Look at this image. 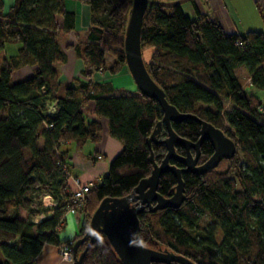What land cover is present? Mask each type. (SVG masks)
Wrapping results in <instances>:
<instances>
[{
    "label": "trees",
    "instance_id": "16d2710c",
    "mask_svg": "<svg viewBox=\"0 0 264 264\" xmlns=\"http://www.w3.org/2000/svg\"><path fill=\"white\" fill-rule=\"evenodd\" d=\"M158 1L147 7L141 30L150 76L180 112L222 129L241 150L205 173L183 172L184 201L178 208L154 212L145 207L138 214V238L148 247L167 248L195 264H264V32H226L208 0H202V9L190 1L193 16L180 6L167 8ZM82 2L89 8V20L74 50L83 69L80 76L61 82L59 68L67 54L58 38L76 30L77 14L67 9L65 0H13L6 11L5 0H0V52L6 43L18 44L0 66V264H35L44 244H67L57 235L73 205L68 167L64 171L59 166V162L67 166L61 145L73 142L81 147L96 141L101 119H106L109 135L123 144L107 173L87 193L73 242L84 234L103 198L130 193L151 173L150 148L157 163L166 152L164 144L149 146L147 141L162 117L156 100L135 85L133 95L113 94L111 81L91 78L99 70L110 76L124 71L123 39L132 0ZM106 54L114 60L109 66ZM25 66L33 67V74L14 82L13 72ZM240 67L262 97L245 91L237 73ZM90 102L94 107L88 110ZM171 124L189 140L200 135L196 120ZM165 135L163 128L158 138ZM176 151L182 154L184 148L176 145ZM212 152L210 142L203 141L198 164ZM175 185V176L166 172L160 175L157 191L170 196ZM45 190L56 202L51 209L40 200ZM41 214L45 216L35 221ZM206 215L210 219L200 227ZM83 264L123 263L99 233Z\"/></svg>",
    "mask_w": 264,
    "mask_h": 264
},
{
    "label": "water",
    "instance_id": "95a60500",
    "mask_svg": "<svg viewBox=\"0 0 264 264\" xmlns=\"http://www.w3.org/2000/svg\"><path fill=\"white\" fill-rule=\"evenodd\" d=\"M190 1L159 0L158 3L160 6L173 8ZM152 3L154 0H132L125 24L124 60L125 69L135 87L147 97L156 100L161 108L162 117L156 122L147 141L149 146L152 142L164 144L166 152L161 162L157 163L150 148L151 173L142 178L130 193L120 197H105L99 202L89 217L84 234L73 243L71 259L74 264H83L85 253L99 233L105 235L123 264H195L189 258L167 248L155 249L142 244L138 238V214L145 207L150 212L167 207L178 208L185 199L183 172L205 173L215 168L221 159L232 158L237 151L235 141L222 129L195 114L180 112L169 103L164 90L150 76L142 55L141 30L146 9ZM186 119L196 120L200 124V135L196 141L178 135L172 128V122ZM163 128L166 135L158 138ZM205 140L210 142L213 152L203 163L198 164L200 146ZM176 145L182 146L185 154L177 153ZM191 150H194V154ZM170 159L183 166L170 164ZM166 172H171L176 178V185L170 196H164L157 191L160 175ZM86 241L84 249L78 252L79 247Z\"/></svg>",
    "mask_w": 264,
    "mask_h": 264
},
{
    "label": "crops",
    "instance_id": "0c3cea01",
    "mask_svg": "<svg viewBox=\"0 0 264 264\" xmlns=\"http://www.w3.org/2000/svg\"><path fill=\"white\" fill-rule=\"evenodd\" d=\"M198 0H194L197 4ZM210 7L213 9L218 7L221 10L224 7L223 0H208ZM70 2L66 0V7L70 9ZM191 8V2H189ZM88 8V6L86 5ZM89 11V10H88ZM194 15V13H193ZM192 15V16H193ZM79 28H77V31ZM69 53L67 54L66 69L68 75L73 77L71 73L74 65V61L77 58L74 47H70ZM5 50V47H4ZM7 56V55H6ZM25 73L20 74L16 79L13 76V81L18 82L24 79L29 78L33 74V67L25 66L21 68ZM69 77V80L71 79ZM128 77V79H126ZM67 78V77H66ZM126 79V80H125ZM67 80V81H69ZM104 80H109L112 82L115 91L113 94H124V95H133L135 94L134 83L130 75L124 70L121 74L114 76L107 75ZM103 80V81H104ZM93 103L90 102L86 109L93 108ZM88 116L96 118V115L90 112H86ZM102 122V131L100 137L96 141H86L84 145L78 147L75 143L70 142L64 145H61L60 149L64 153V158L68 167L69 178H68V188L69 191L74 188L73 176H77L81 179L83 183L91 182L97 184L101 178L107 173L109 162L121 151L123 144L120 140L109 135L107 130V121L106 119H101ZM40 142H42L40 140ZM105 156V157H104ZM71 213V212H68ZM67 216L65 215L66 219ZM82 219L79 214H72V221ZM66 222V220H65ZM66 224V223H65ZM64 224V226H65ZM73 228V226H71ZM62 230V229H61ZM60 230V231H61ZM78 232V231H77ZM69 237V236H68ZM60 241L71 240L72 238H61ZM35 264H74L72 259H64L60 254V246L55 244L46 243L42 247V250L35 258Z\"/></svg>",
    "mask_w": 264,
    "mask_h": 264
},
{
    "label": "rangeland",
    "instance_id": "374dc122",
    "mask_svg": "<svg viewBox=\"0 0 264 264\" xmlns=\"http://www.w3.org/2000/svg\"><path fill=\"white\" fill-rule=\"evenodd\" d=\"M12 1L13 0H5V6H4L5 11L7 10L8 5L12 3ZM68 1L70 2L69 4H70L71 10L77 14V23H76V30L70 32L66 36L61 35L58 38L66 54H68L69 50H71L70 47H74V45L77 44L78 39H80L82 36L85 35L86 28L88 25V20H89V11H88L89 8L86 7V5L82 2V0H68ZM201 2L202 0L197 1V6L200 9L203 8ZM65 4H66V0H65ZM223 4H224V7H222L221 10L218 9V7L217 8L215 7L214 10L216 12L214 13L218 17L220 23L222 24L226 32L239 33V34H244L245 32L249 30H257V31L264 32V22H263V17H262L264 14V0H223ZM180 7L186 15H189V16L193 15V10L189 2L182 3ZM55 18L59 22H61L62 20L61 17L57 15L55 16ZM77 28H79L78 31H77ZM16 46H18V44H10V43L5 44V50L0 52V66L2 64V60L5 54L6 55L13 54ZM145 55L146 57H148L147 54ZM105 58H106L107 66L111 65L114 61L112 56L108 54H106ZM59 69H60V73H59L60 80L59 81L67 82V80H69V77H71V75H68L67 73L66 62L61 64ZM82 69H83L82 60L81 58L77 57L74 61L73 68L71 69L72 70L71 73L74 75L73 77H71V79L74 78L75 76H80L79 73ZM124 70L126 69L124 68ZM23 73H25V71H22V69L20 68L13 72V76L16 79H19L18 77L20 76V74H23ZM237 73L247 93H254L258 95L259 97L263 96L262 91L260 90L257 91L251 88L250 78L247 75L244 67L238 68ZM94 74L95 72L93 73L91 77L93 80H94ZM107 75H109V73L106 70L105 71L103 70L101 76L105 78ZM126 79H128V77ZM236 150L237 151L241 150L239 145H236ZM75 212L76 214H79L81 218H83L82 213H79L78 211H75ZM75 212L66 214V216L68 214L70 215L66 219V222H65L66 224L62 228V230L57 232V235L59 237L61 238L63 237L65 239L72 238L71 240L73 241V238L75 237L77 231L79 230L80 223L82 220L80 219V220H75L74 222L72 221V214H74ZM209 219H210L209 216L206 215L203 219H201L198 225L200 227L204 226L209 221ZM71 226H73V228Z\"/></svg>",
    "mask_w": 264,
    "mask_h": 264
},
{
    "label": "built area",
    "instance_id": "2783aa9c",
    "mask_svg": "<svg viewBox=\"0 0 264 264\" xmlns=\"http://www.w3.org/2000/svg\"><path fill=\"white\" fill-rule=\"evenodd\" d=\"M101 74H102L101 70L96 71L94 74V80L95 81L104 80L105 78H103L101 76ZM54 108H55V106H54V104H52V105H50L49 110L52 111V110H54ZM56 151L58 152V150H56ZM59 166L64 171H67V166L65 165V163L59 162ZM73 184H74V188L72 190H70V200L73 203V205L67 208L65 215L68 212H75V211L82 213L83 212V203L86 201L87 193L94 186V184L91 182L83 183L81 181V179L77 176H73ZM40 200H41L43 206L48 208V209H51V208L56 206V202L54 201L51 193L47 190H45L44 192H42V194H40ZM44 216H45V214H41V215L37 216L35 221H39ZM64 224H65V216H64V221L61 222L58 226V231H60L64 227ZM72 246H73L72 240H68L67 244L60 246V254H61L62 258L71 259V257H72V255H71Z\"/></svg>",
    "mask_w": 264,
    "mask_h": 264
},
{
    "label": "flooded vegetation",
    "instance_id": "af4514ba",
    "mask_svg": "<svg viewBox=\"0 0 264 264\" xmlns=\"http://www.w3.org/2000/svg\"><path fill=\"white\" fill-rule=\"evenodd\" d=\"M192 151L194 152V150H191V152H192ZM183 154H185V151L182 153V155H183ZM193 154H194V153H193ZM199 155H200V154H199ZM202 163H203V162H202ZM200 164H201V163H200Z\"/></svg>",
    "mask_w": 264,
    "mask_h": 264
}]
</instances>
